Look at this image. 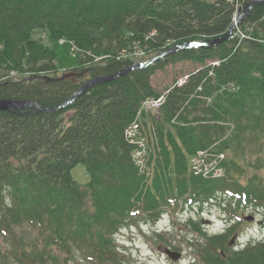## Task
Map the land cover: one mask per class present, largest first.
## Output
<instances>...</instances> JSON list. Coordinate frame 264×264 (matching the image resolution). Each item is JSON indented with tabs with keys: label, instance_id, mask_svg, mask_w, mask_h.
Returning <instances> with one entry per match:
<instances>
[{
	"label": "trees",
	"instance_id": "trees-1",
	"mask_svg": "<svg viewBox=\"0 0 264 264\" xmlns=\"http://www.w3.org/2000/svg\"><path fill=\"white\" fill-rule=\"evenodd\" d=\"M235 7L228 0H0V99L59 105L87 80L136 63L116 58L127 44L151 58L170 46L223 37ZM44 26L54 41L66 37L109 57L89 66L78 57V71L58 77L51 72L55 51L28 35ZM241 26L240 41L167 55L96 84L68 107L0 111V264H122L116 234L154 218L146 212L173 198L204 204L229 191L264 216V3ZM180 62L194 67L162 107L148 178L132 161L125 130L143 101L160 95L153 76ZM208 147L226 153L230 182L187 172L190 157ZM77 165L88 183L76 179ZM248 169L255 172L242 183ZM202 247L207 264H264V240L223 250L225 256L213 244Z\"/></svg>",
	"mask_w": 264,
	"mask_h": 264
},
{
	"label": "rangeland",
	"instance_id": "rangeland-1",
	"mask_svg": "<svg viewBox=\"0 0 264 264\" xmlns=\"http://www.w3.org/2000/svg\"><path fill=\"white\" fill-rule=\"evenodd\" d=\"M246 7L247 5L245 8ZM49 32L50 30L44 26L42 28H35L31 30L28 35L31 40L36 41L39 45L55 51V54L57 55L53 52L52 53L55 55L54 57L57 67L56 70L54 69L51 72L56 74L58 77H62L65 74L71 75L74 71H78L77 69L81 66H89L97 63L102 58L109 57L105 55L101 56L102 58L100 59V55H95L91 50L82 49L74 43L73 40L67 39L66 37L60 36L57 41H54L50 37ZM66 41H69L73 46V49H75L78 54L82 55V59L87 60L85 63L83 62L81 66H78L76 58L70 47V43ZM197 41L198 40H196V42ZM133 44L134 42L132 44H127V47L117 51V60L121 58H132L139 61L149 57V51L144 52V48L134 46ZM193 67L194 65L191 62H180L176 65H169L164 71H158L153 76V83L160 92H164L176 81V79L190 73L193 70ZM144 120H146L144 127H147L150 123L153 124L154 121H156L152 116H146ZM156 141L158 140L151 141L148 137L146 138L145 147H147L148 156L154 149ZM205 159H207V156ZM144 160L145 165L137 169L139 174H144L146 173L145 171H147L148 173L145 176L151 178L154 172L153 165L150 164L148 159L144 158ZM188 171H190L189 165L187 168V172ZM253 172H255L254 169H248L244 175L242 174L241 177H239L241 182L245 183L248 176H250ZM73 174L79 183H88V174L83 165H77L73 169ZM260 174L264 176V170L260 171ZM225 177H227V180H230L229 175H225ZM89 203L91 204L90 201ZM179 207L181 206L178 205L175 208L178 209ZM219 207L220 206L218 205L211 206L206 204L205 213L203 214H196L194 213L195 209L183 207L185 208L186 213H182L180 209H178L177 211H180V213H174V216H168L167 214L163 215V219L158 224L159 228L167 231H163L161 234L163 238H158L155 231L152 230L155 223L149 218L143 220L140 219L130 225H125V227H123L115 236L117 242L121 243L118 250L119 256L123 260L122 264H207L206 259L204 258L205 252H203L204 250L202 249L203 247L200 243L213 244L216 249L223 251L227 249L234 250V247H242L247 245V243H255L259 239H264V216L260 211L254 212L253 209L248 211L239 209V213L242 214L243 211L246 214L247 218L245 220L248 221L242 222L241 227L232 229L233 225L230 226L232 223L230 221L227 223L226 216ZM175 208L174 201H171L170 204H165L162 208L161 206H158L157 209L146 213L154 212L156 214H160L164 213V211H166V213H170V211H172L171 213H173ZM135 213H142V210L140 211L136 209ZM251 215L255 218H252ZM189 217H193L195 219V226L205 230V234H200L193 230L195 226L189 221ZM215 233H218V235H215ZM214 237L219 238L213 239ZM2 242L3 239L0 236V243ZM218 243L220 244L217 245ZM165 248L173 250L174 252L172 253H178V256L170 257L167 255L166 257L161 253L165 250ZM9 264L15 263L10 262ZM80 264L90 263L85 260L80 261Z\"/></svg>",
	"mask_w": 264,
	"mask_h": 264
},
{
	"label": "water",
	"instance_id": "water-1",
	"mask_svg": "<svg viewBox=\"0 0 264 264\" xmlns=\"http://www.w3.org/2000/svg\"><path fill=\"white\" fill-rule=\"evenodd\" d=\"M264 3V0H252L247 7L245 8L244 14L242 15V18H245L249 15L250 10H251V6L252 5H256V4H261ZM238 22H241L240 18L238 19ZM228 38V35L226 34L223 37H220L218 39L215 40H210V41H202V42H187L184 44H180V45H176V46H172L169 49L161 52L159 55L155 56L153 59L144 62V63H136L133 64L131 66L122 68L121 70L114 72L112 74L109 75H105V76H100V77H95L91 80H88L86 83H84V85H82L76 92H74L70 97H68L62 104H59L57 106H51V107H42L40 105H38L35 102L32 101H23V100H12V99H0V110L3 111H14L16 109H20V108H27V107H31L34 108L36 111L38 112H49V111H55L58 109H62L64 107L69 106L77 97L81 96L82 94H84L88 89H90L91 87L95 86L98 83H102V82H108L111 80H114L117 77H120L122 75H125L127 73H129L132 70L138 69V68H144L146 66H148L149 64L153 63L154 61L161 59L169 54H173L177 51H181L184 50L186 48H192L195 46H200V47H213L216 46L220 43H222L223 41H225ZM168 254L177 257L178 255H174L173 253H171L170 251H167Z\"/></svg>",
	"mask_w": 264,
	"mask_h": 264
},
{
	"label": "bare ground",
	"instance_id": "bare-ground-1",
	"mask_svg": "<svg viewBox=\"0 0 264 264\" xmlns=\"http://www.w3.org/2000/svg\"><path fill=\"white\" fill-rule=\"evenodd\" d=\"M242 1L243 0H230V2L232 4H237V3L242 2ZM251 1L252 0H244L243 3H250ZM253 6L254 5H252L251 8ZM238 10H239V12L236 11L237 15L233 14L232 23H231L229 29L227 30V32L224 34V36L227 34L229 38H236V39H238L240 41L241 40V36L238 33V31H242L243 30V27L241 25H242V23H245V20L249 17L250 13H249V15L247 17L242 18V15L244 14V12H243L244 7L241 6V7L238 8ZM239 18H240L242 23L238 22ZM199 42H202V40H200ZM146 110L148 112H153V111H151L149 109H146Z\"/></svg>",
	"mask_w": 264,
	"mask_h": 264
},
{
	"label": "built area",
	"instance_id": "built-area-1",
	"mask_svg": "<svg viewBox=\"0 0 264 264\" xmlns=\"http://www.w3.org/2000/svg\"><path fill=\"white\" fill-rule=\"evenodd\" d=\"M241 6H243V3L242 2H239V3H237V8H239V7H241Z\"/></svg>",
	"mask_w": 264,
	"mask_h": 264
}]
</instances>
